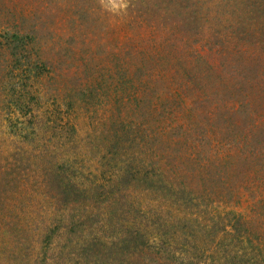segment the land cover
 I'll list each match as a JSON object with an SVG mask.
<instances>
[{
  "label": "trees",
  "instance_id": "obj_1",
  "mask_svg": "<svg viewBox=\"0 0 264 264\" xmlns=\"http://www.w3.org/2000/svg\"><path fill=\"white\" fill-rule=\"evenodd\" d=\"M73 3L0 0V99L80 77L71 108L111 115L115 180L106 191L96 169L79 172V150H33L41 118L0 115V264H89L68 244L112 193L127 228L114 264H264V0H125L104 59L74 58Z\"/></svg>",
  "mask_w": 264,
  "mask_h": 264
},
{
  "label": "rangeland",
  "instance_id": "obj_2",
  "mask_svg": "<svg viewBox=\"0 0 264 264\" xmlns=\"http://www.w3.org/2000/svg\"><path fill=\"white\" fill-rule=\"evenodd\" d=\"M72 1L74 2L73 4L75 7H78L76 12H79L77 14L79 18L77 17L76 23H74V34L76 39H73L71 42L74 51V58H85L86 53L92 51L97 59H104L111 51V45L114 40L111 29H114L116 21L111 17L114 14H121L126 10L127 7H124L126 4L125 0ZM203 3L205 6V0H203ZM99 15L101 16V21L99 20ZM63 22L65 21H61L60 17L56 18L54 21V23H56L55 25L63 27V29L67 28L66 31H68V23L64 24ZM47 39L49 42L53 41L51 37H47ZM43 40H45V38H43L42 41ZM65 42L70 43L66 38L56 39V41L54 40L52 51L56 53V50L61 49ZM53 56L55 59L60 57L58 55ZM58 73L59 72L56 71L47 76L42 84L33 85L34 88L32 91L40 92V96H38V93H24L21 91L22 88L15 90L16 92L13 90H7L10 96L7 100H3L4 98L0 99V115H15L18 117L20 115H29L24 118L27 120L31 119L32 121L35 119V116L41 118L40 120L42 123L38 124L37 120L31 123L32 128H38V126L42 127V129L40 127L41 133L38 136L43 137L40 140L30 141V146L33 150L38 152L41 148L45 147H47L49 153L52 151L57 153L62 150L67 152L79 150L80 152H78L80 156L76 161V167L79 168V172H90L92 169H96L98 173L96 176L100 181H110L109 164L114 163V161H110L109 155L107 154V156L106 152L110 151L109 145L111 142L108 138L111 131L109 132V122L103 119H108L111 115H102L105 110L102 109L104 106L96 108L93 106L94 102H91L90 105L86 104L85 107L80 104H78L80 108H78V105L74 106L77 109L75 115L71 108V102L80 103L82 97L75 93H69L70 91L68 87L79 85L80 80L78 79H80V77L67 79L66 90L61 91V85L64 83L60 84L59 81H57L56 74ZM27 89L26 92L28 91ZM18 91H20V93ZM19 101H26L27 105L25 107L19 106L15 110V106L13 105L20 103ZM94 107L96 108V113L93 112ZM30 115H34V117H31ZM44 124H47V127H49L48 132L43 128ZM88 136H90V138H88ZM99 136H101V139ZM9 144L10 143L7 142V145ZM30 162L35 163L36 160L32 159ZM33 163H31L30 166L27 165L28 168L25 171L29 175V182L37 177V172L35 171L36 166H33ZM37 168L39 169L40 167ZM114 180L112 179L110 181L111 183H106V191L107 189L109 190L108 186L112 185ZM34 184V182H31L29 190ZM29 190L28 192L30 194ZM37 194L39 195L41 193L38 192ZM113 194L114 193L110 194L111 196L104 195V199L102 198L104 202L101 203L103 200L97 202L96 207L98 210L95 212L94 216L91 217V220H85L84 226L82 225L76 229L80 230L83 228L84 233L82 236V233L77 236V239L78 237L81 238L80 240L78 239L80 241L79 244L78 241L74 239L68 244L71 249L68 248L67 251L72 250V252L77 254L70 256L71 261L78 257L82 262L86 261L89 264L115 263V261H113V256L117 255L115 250H118L116 247L119 245L115 244L119 243L122 235H126L127 228L123 222L125 217L116 213V210H118V207L121 205L118 204L113 206L109 203L105 206V204L112 199ZM123 203L124 201H121V204ZM42 207L43 206H41V208ZM104 207H107V209L103 212L102 209ZM81 222L84 223V220ZM70 237H72V235H70ZM67 238L69 237L62 236L58 240L55 239V247H57V244H63V248H65L64 244H67L69 241L68 240L65 243ZM87 240H90V242ZM89 243L94 247L86 251L81 257V252H78V250L75 249L76 246L91 245ZM59 247L60 246H58L57 249ZM110 248L112 249L110 250ZM56 254L61 255L62 252Z\"/></svg>",
  "mask_w": 264,
  "mask_h": 264
},
{
  "label": "clouds",
  "instance_id": "obj_3",
  "mask_svg": "<svg viewBox=\"0 0 264 264\" xmlns=\"http://www.w3.org/2000/svg\"><path fill=\"white\" fill-rule=\"evenodd\" d=\"M124 7H127V5L125 4Z\"/></svg>",
  "mask_w": 264,
  "mask_h": 264
}]
</instances>
